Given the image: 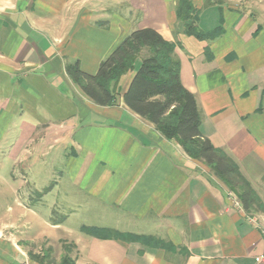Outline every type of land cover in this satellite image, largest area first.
<instances>
[{
	"label": "crops",
	"instance_id": "crops-1",
	"mask_svg": "<svg viewBox=\"0 0 264 264\" xmlns=\"http://www.w3.org/2000/svg\"><path fill=\"white\" fill-rule=\"evenodd\" d=\"M177 1L0 0V157L35 170L60 149L72 174L60 201L47 202L52 187L23 205L17 190L16 212L30 222L23 233L19 214L0 224V264H39L20 242L44 257L45 245L69 244L74 264H257L264 211L240 212L208 167L128 109L122 96L136 71L120 78L110 108L92 103L66 71L77 63L94 76L136 29L178 43L201 136L237 165L264 207V0H191L198 28L221 30L207 42L181 33ZM83 227L170 249L93 238Z\"/></svg>",
	"mask_w": 264,
	"mask_h": 264
},
{
	"label": "trees",
	"instance_id": "trees-1",
	"mask_svg": "<svg viewBox=\"0 0 264 264\" xmlns=\"http://www.w3.org/2000/svg\"><path fill=\"white\" fill-rule=\"evenodd\" d=\"M175 14L181 25V33L187 38L207 42L220 34L219 29L206 33L198 28L199 12L191 0H178ZM177 47L181 46L164 40L153 29H136L101 62L94 76L82 73L77 63L66 71L71 81L92 103L110 108L116 104V88L120 78L135 70L130 86L122 96L128 109L150 122L163 138L177 142L190 160L208 167L210 173L236 196L246 213L263 212L259 197L237 165L201 136L200 113L195 98L180 81V61L174 56ZM205 55L209 53L205 51ZM138 61L140 63L136 70ZM81 232L101 240L139 243L166 252L170 249L169 244L152 237L89 227L81 228ZM30 258L39 264H46L44 255H30ZM60 264H74V261L65 256Z\"/></svg>",
	"mask_w": 264,
	"mask_h": 264
},
{
	"label": "rangeland",
	"instance_id": "rangeland-1",
	"mask_svg": "<svg viewBox=\"0 0 264 264\" xmlns=\"http://www.w3.org/2000/svg\"><path fill=\"white\" fill-rule=\"evenodd\" d=\"M189 39V38H188ZM9 141V140H8ZM7 141V142H8ZM5 148V147H4ZM60 149L52 151L47 155L41 164H36L35 170H28L27 168L18 170L15 169V163L11 162L7 155L3 154L0 157V224L6 223L9 225L10 221H14L11 217L14 214H19V231L25 232L28 228V222L26 214L22 210L16 212V192L19 189V196L22 202L27 195L34 197L35 192L43 193L48 192L49 189L55 187L52 194H49L47 202L60 201L63 196L62 189L63 183L66 184L71 179V171L65 169L66 163L64 162V156L60 155ZM25 166V165H23ZM236 198V197H235ZM23 205H28L27 201H24ZM53 219L54 215L51 216ZM75 225L74 219L71 220L70 226L73 228ZM31 255H36L35 246H27L24 242H20ZM45 245V244H44ZM46 249L50 251L45 259L46 264H60L63 257H69L72 259L74 250L69 244H53L45 245ZM35 251V252H34Z\"/></svg>",
	"mask_w": 264,
	"mask_h": 264
},
{
	"label": "built area",
	"instance_id": "built-area-1",
	"mask_svg": "<svg viewBox=\"0 0 264 264\" xmlns=\"http://www.w3.org/2000/svg\"><path fill=\"white\" fill-rule=\"evenodd\" d=\"M230 195H231V193H230ZM232 195H233V194H232ZM232 197H233V196H232ZM232 197H231V198H232ZM232 202H233V206H234L236 209H238L240 212H244V209H243V207H242L240 201H239L237 198H234V199L232 200ZM250 221H251L252 223H254V220H253V219H250ZM260 233H261V237H262V239L264 240V227H263V226L260 227ZM255 262H256L257 264H264V252H263V254H261L260 256H258V257L255 258Z\"/></svg>",
	"mask_w": 264,
	"mask_h": 264
}]
</instances>
